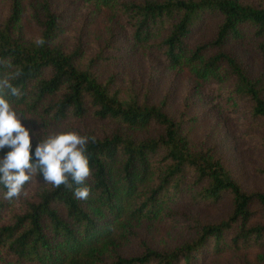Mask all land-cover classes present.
Returning <instances> with one entry per match:
<instances>
[{"label": "trees", "instance_id": "trees-1", "mask_svg": "<svg viewBox=\"0 0 264 264\" xmlns=\"http://www.w3.org/2000/svg\"><path fill=\"white\" fill-rule=\"evenodd\" d=\"M24 1L9 0L0 20V58L14 66L0 65V79L19 67L21 75L11 83L22 95L8 99L41 117L42 127L29 129L33 162L37 144L48 135L76 131L95 142L87 144L92 175L85 182L91 187L86 201L63 185L47 184L42 174L24 186L27 195L11 201L0 185V256L6 264H199L208 253L263 248L264 189L246 191L216 147L194 141L166 103L151 101L148 92L123 95L113 79L103 80L97 64L108 60L105 48L85 61L81 39L66 46L60 40L63 15L50 0L32 2L40 35L27 37ZM82 1L118 12L135 42L161 51L174 68L225 84V97L245 107L248 132L263 149L264 177V73L253 74L229 46L251 39L264 57V0ZM208 17L214 19L210 35L194 39ZM39 38L43 45L35 42ZM144 130L154 133L137 134ZM10 150L5 146L0 157ZM184 193L196 202L228 198L231 207L214 221L197 219L192 237L171 248L145 242L139 253L120 252L116 238L134 223L170 214ZM257 263L264 264V253Z\"/></svg>", "mask_w": 264, "mask_h": 264}, {"label": "rangeland", "instance_id": "rangeland-1", "mask_svg": "<svg viewBox=\"0 0 264 264\" xmlns=\"http://www.w3.org/2000/svg\"><path fill=\"white\" fill-rule=\"evenodd\" d=\"M32 2L36 0L24 1L21 23L26 36L36 38L40 35V27L34 18ZM50 2L63 15L64 29L60 40L66 46L74 47L77 39H81L85 47V61L105 48L103 56L108 60L97 64L103 80L113 79V88L123 95L136 92L143 96L148 92L151 101L166 103L167 110L182 120L184 129L191 132L194 141L216 147L246 191L264 189V177L259 169L263 166V149L248 132L250 125L245 107L237 106L225 97V84L198 79L189 70L174 68L156 48L139 46L124 18L114 10L82 0ZM9 6V0H0V20L5 17ZM206 21L208 25L197 31L194 39L210 35V22L214 19L208 17ZM229 46L253 74L264 73V57L256 51L251 39ZM14 108L27 129L35 126L39 130L42 127L38 114L19 106ZM88 124L92 125L93 122L88 121ZM103 124L107 125V122ZM49 125L55 130L65 129L64 123L50 122ZM66 125L78 130L77 124L66 122ZM148 132L154 133L153 130H144L137 131V134L146 135ZM230 207L228 198L196 202L190 193H184L170 208V214L150 222L134 223L116 238V244L124 255L141 252L145 242L156 249L171 248L192 237L197 219L214 221L228 213ZM261 253H264V247H252L240 252L228 250L213 255L208 253L204 262L199 264H241L246 260L258 264ZM0 264H6L2 256Z\"/></svg>", "mask_w": 264, "mask_h": 264}, {"label": "clouds", "instance_id": "clouds-1", "mask_svg": "<svg viewBox=\"0 0 264 264\" xmlns=\"http://www.w3.org/2000/svg\"><path fill=\"white\" fill-rule=\"evenodd\" d=\"M35 42L43 45L44 40L39 38ZM0 65L9 69L14 67L10 60L3 58H0ZM21 72L16 67L0 79V151L5 146L11 149L0 157V185L7 189L4 199L11 201L22 193L27 195L24 186L42 174L47 184L54 188L63 185L73 191L76 199L86 201L91 194V187L85 182L92 175L87 144L89 139L95 142V138L80 135L76 131L48 135L37 144L34 153L36 160L33 162L30 155V130L21 123V115L8 99V96L22 95L20 89L11 83ZM73 184L77 185L74 189Z\"/></svg>", "mask_w": 264, "mask_h": 264}]
</instances>
